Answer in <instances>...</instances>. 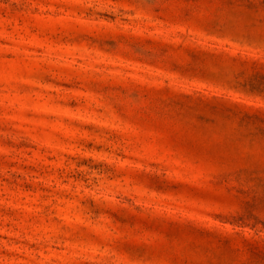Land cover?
Instances as JSON below:
<instances>
[{
  "label": "rangeland",
  "instance_id": "374dc122",
  "mask_svg": "<svg viewBox=\"0 0 264 264\" xmlns=\"http://www.w3.org/2000/svg\"><path fill=\"white\" fill-rule=\"evenodd\" d=\"M0 264H264V0H0Z\"/></svg>",
  "mask_w": 264,
  "mask_h": 264
}]
</instances>
